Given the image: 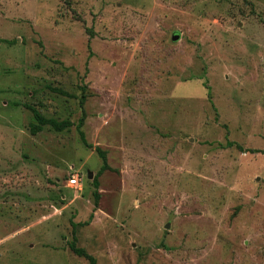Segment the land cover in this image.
Wrapping results in <instances>:
<instances>
[{
	"label": "rangeland",
	"instance_id": "obj_1",
	"mask_svg": "<svg viewBox=\"0 0 264 264\" xmlns=\"http://www.w3.org/2000/svg\"><path fill=\"white\" fill-rule=\"evenodd\" d=\"M74 228L96 264H264V0H0V264H90Z\"/></svg>",
	"mask_w": 264,
	"mask_h": 264
},
{
	"label": "trees",
	"instance_id": "obj_2",
	"mask_svg": "<svg viewBox=\"0 0 264 264\" xmlns=\"http://www.w3.org/2000/svg\"><path fill=\"white\" fill-rule=\"evenodd\" d=\"M205 87L208 89L209 100L212 101L210 87L207 84H205ZM62 93L66 94L64 92H62ZM28 109L32 111V113L34 115V119L37 122L36 124H31V133L33 135H37L46 126H50L51 128H53L57 132H63L66 129H69L73 125L72 122L69 121V120H65V121L60 122V121H58L56 119L45 118L38 110H36L33 107L28 106ZM81 139H82V142L87 147H92L91 145L87 144V141L85 139V136H84L83 132H81ZM234 146H237L238 149L243 150V148L238 146L235 142L228 141L226 143V147H228V148L234 147ZM98 153H99L100 157L104 161V165H103L101 171H105L107 169L105 153L100 151L99 149H98ZM70 249L72 250V252L75 255H77L79 257H85V258L89 259L90 264H96V260H95L94 257L88 255L84 249L79 248L77 246V236H76V229L75 228L73 229V241L70 243Z\"/></svg>",
	"mask_w": 264,
	"mask_h": 264
},
{
	"label": "built area",
	"instance_id": "obj_3",
	"mask_svg": "<svg viewBox=\"0 0 264 264\" xmlns=\"http://www.w3.org/2000/svg\"><path fill=\"white\" fill-rule=\"evenodd\" d=\"M81 180L82 178L79 175H72L69 177L67 182L70 187L78 188L82 185Z\"/></svg>",
	"mask_w": 264,
	"mask_h": 264
},
{
	"label": "water",
	"instance_id": "obj_4",
	"mask_svg": "<svg viewBox=\"0 0 264 264\" xmlns=\"http://www.w3.org/2000/svg\"><path fill=\"white\" fill-rule=\"evenodd\" d=\"M178 37H179V36H177V35L174 36V37H173V40H176V41H177V40L179 39ZM89 177L92 178V177H93V174L90 173V174H89Z\"/></svg>",
	"mask_w": 264,
	"mask_h": 264
}]
</instances>
